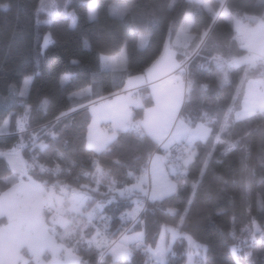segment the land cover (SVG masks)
I'll use <instances>...</instances> for the list:
<instances>
[{"label":"trees","instance_id":"16d2710c","mask_svg":"<svg viewBox=\"0 0 264 264\" xmlns=\"http://www.w3.org/2000/svg\"><path fill=\"white\" fill-rule=\"evenodd\" d=\"M207 1L213 9L220 10L221 0ZM39 2L0 0V151H8L22 142L20 153L27 164L30 155H34L48 167L54 162L60 165L61 171L56 176L30 166L28 173L34 178L41 182L46 180L49 185L57 179L74 188L87 185L86 190L92 197L88 208L96 202H104L103 210L89 227L84 228L82 242L75 245L74 239L69 241L70 246L76 247V253L88 264H113L110 255L98 257L95 245L91 251H85L87 241L97 230L110 241L127 232H143L145 243L153 247L163 228L178 227L196 243L207 246L203 255L205 264H235L233 244L240 249L237 255L241 264L263 263L260 233H255L253 243L250 232L256 226L264 229V208L260 207V202L264 201V119L259 116L248 121L234 119L227 124L228 130L220 133L224 116L234 100L237 106L240 104L244 82L259 74V69H249L246 75L244 66L232 68L227 72V82L221 85L222 73L212 57L222 56L227 60L244 51L234 39V25L222 16L217 17L213 39L202 45L197 54L190 55L186 62V84L191 80L194 87L191 102L183 106V115L191 116L193 124H208L207 119H201L203 113H207L212 120L208 126L213 130L207 142L196 143V155L187 166L186 176L177 178L170 174L173 180L179 179L187 187L181 189L182 195L163 201L143 199V210L133 221L125 214L132 209L135 194L121 197L119 190L130 187L135 179L128 173L131 171L133 176H139L148 163L149 149L152 153L161 150L160 146L151 137L140 139L129 130L118 132L110 151L94 153L86 149L85 134L91 117L87 104L119 91L128 76L150 66L160 56L165 41L183 23L184 14H191L194 25L189 31L193 33V40L187 49H176L177 60L183 61V53L192 52L198 43L195 37L204 31L205 23H212L211 14L206 8L190 4L189 0H95L96 17L89 19L88 0H69L63 11H58L46 22L45 14L37 11ZM223 2L238 10L241 17L264 12L258 0ZM121 6L127 7L131 15L120 16ZM146 11L154 12L152 23L139 22ZM47 31L51 40L42 47ZM141 33L149 37L144 47H140ZM101 53L114 54L117 67H101ZM25 77L31 78L26 87ZM203 85L208 87L205 89ZM86 86L91 90L87 95H74L76 90ZM21 91L25 95L21 96ZM141 91L142 105L131 107L133 122L140 121L143 109L152 103L148 87L143 86ZM44 100L46 104L42 103ZM18 120L23 122V131L17 127ZM245 132L249 133L245 140L247 151L233 149L223 155V144L216 143L215 136L219 133L221 139H236ZM41 144L48 147L42 149ZM213 148L209 168L201 177L203 158ZM93 160L109 173L99 185L91 175L95 171ZM217 160L224 163H217ZM11 175L7 160L0 157V191L11 184L5 179ZM113 180L117 190L108 193ZM193 182L197 184L194 193ZM97 188L98 191H93ZM189 197L191 205L187 204ZM108 200L112 202L107 203ZM169 208L179 215L169 213ZM181 215H185L183 224ZM4 220L0 217V223ZM165 234L169 237L168 232ZM169 244L176 253L169 256L170 264H181L190 247L188 240L178 236ZM130 246L133 247L131 260L122 258L115 264H146L148 256ZM251 248L255 256L247 259L243 254Z\"/></svg>","mask_w":264,"mask_h":264},{"label":"snow or ice","instance_id":"6c2138e0","mask_svg":"<svg viewBox=\"0 0 264 264\" xmlns=\"http://www.w3.org/2000/svg\"><path fill=\"white\" fill-rule=\"evenodd\" d=\"M189 3L206 8L211 14L210 20L212 23H205L204 31L195 37L198 43L195 44L192 52L185 51L183 53V61H177L175 49H187L189 42L193 40V36L189 33V29L194 25L193 15L184 14L180 31L176 33V41L174 43L169 41L164 45L163 54L157 63L163 62L170 71L175 70L178 73L171 79L172 87L169 93L163 100L157 96L158 108L146 114L145 119L142 121L133 122L127 107L118 109L111 116L114 121L111 134H106L102 137L93 131L96 123V113L95 109H93V121L92 125L88 127L86 149L92 150L94 153L110 151V145L115 140L118 132L131 130L140 139L151 137L157 145L164 148L166 153H170L171 146L176 144L177 151L180 154L170 161L171 172L177 178L186 176L187 166L196 155V143L198 141L207 142L213 130L208 126V124L212 123V120L207 117V113H203L201 119H207L208 124H193L191 116L186 117L183 115V106L191 102L194 87L191 80L185 84L183 77L186 68L184 63L190 55L197 54L202 45H206L208 41L213 39L212 33L215 31V20L220 16L235 26L237 35L234 39L239 40L241 47L246 49L245 55L232 56L227 60L222 56L212 57L217 70L222 73L219 77L221 85L227 82V72L232 68L244 66L246 75L249 69H259L260 73L258 79L247 81L248 86L243 93L242 103L237 106L234 100L233 106L228 109V112L235 113L236 121H248L257 116L264 119V13L260 15L245 14L241 17L238 10L231 9V6L225 4L223 0H221L219 5V11L207 4L206 0H189ZM258 3L264 8V0H258ZM3 7L7 8L8 6L4 5ZM96 7L95 0H90L88 5L89 19H95ZM135 7L140 6L136 5ZM169 7H172V5H169ZM48 8L49 5L45 3V0H40V7L37 11L47 10ZM119 15L126 17L131 15V12L127 7L121 6ZM48 16L51 18L53 12L48 11ZM154 20V12L146 11L139 22L144 23L147 21L152 23ZM244 21H247V23ZM136 22L135 17H133V23ZM148 38V34L141 33L140 47L145 46ZM49 41L50 36H46L44 40L45 46ZM102 60H104L106 66L114 69L117 67L114 58L102 57ZM73 63H77V61H73ZM122 65L123 57L121 58ZM30 79V77H25V87L29 84ZM63 79H67V77ZM207 87L208 85H203V88L206 89ZM90 91V89H84L79 93H74V95L85 96ZM153 91L154 93L156 92L155 89ZM20 95L23 96L25 93L21 91ZM42 103L46 104L47 100ZM129 103L140 106L137 100H131ZM161 105L162 107H160ZM7 123L5 121V126H7ZM17 127L23 131L22 121H17ZM228 127V125L222 126L220 133L227 131ZM248 135L249 133L245 132L236 139L224 140L221 139V135L218 133L215 136V141L223 144L222 154L225 156L233 149H240L243 153L247 151L245 140ZM166 137L167 140L165 141ZM181 144L183 145L182 148L180 147ZM22 147L23 143L21 142L18 146H14L8 151H0V157H4L7 160L12 172L11 176L5 177L8 183L12 184V187L8 193L0 197V217L6 216L8 221L5 227L0 228V264H32L33 260H35V264H45L46 254H51L52 257L48 264H88V261L76 254V247L70 246L69 241L74 239L75 245H79L82 242L84 228L89 227L94 217L103 210L104 202H96L89 210L88 202L92 197L86 190L87 185L74 188L57 179L49 187V182L46 180L42 182L33 180L28 173L30 166L23 161L20 155L19 149ZM40 147L44 149L48 146L41 144ZM213 151L214 148L208 151L203 158V168L200 170L201 177L204 176L205 171L209 168ZM165 159L167 157L153 156L149 149L148 163L151 164L150 190L144 187L149 174V169L145 165L142 174L139 176H133L131 171L128 173L129 177L135 179V183L130 187L121 188L119 195L124 197L139 190L144 197L154 202L163 201L167 197L182 195L181 189L186 188L187 185L181 184L179 179H169L168 173L164 171ZM216 162L224 163L223 160H217ZM92 163L95 171L91 175L94 177L96 184L99 185L105 177L109 176V173L105 172L96 160H93ZM36 166L39 167L41 173H51L53 176H56L61 171L59 164L54 168H46L43 164H33L31 167ZM251 174L252 171L249 170V175ZM84 175H90V173L84 172ZM196 187L197 184L193 182L191 185L193 193ZM57 188L59 194H57ZM116 190L115 181L113 180L109 183L108 193H113ZM93 191H98V188L93 189ZM111 202V200L107 201V203ZM135 203V209L125 214L133 221L138 219L140 212L143 210V202L140 199H137ZM191 203L192 199L189 197L187 204L191 205ZM260 207L264 208V201L260 202ZM168 211L179 215L175 209L169 208ZM184 212L186 215L187 209ZM185 215L180 216L181 224L184 222ZM85 216L87 219H82ZM252 223L255 225V221ZM166 232L171 234L173 241L178 236L188 240L190 246L187 253L188 264H205V259L200 254L201 252L206 254L207 246L196 243L190 235L183 233L178 227H166L160 233V240L155 244L154 248L145 243L143 232H133L132 235H123L119 241H110L107 236L102 235L97 230L96 235L87 241L88 247L85 251H91L92 246L95 245L98 257L103 258L110 255L113 264H115L116 261L122 258L131 260L133 247L130 245H132L135 249L142 250L148 256L146 264H170L169 256H175L176 253L165 240ZM256 232L260 233L259 241L264 246V229L256 226L254 231L250 232V238L253 243L256 241ZM231 251L235 264H241V259L237 255L240 249L233 245ZM194 255L200 256V259L194 261ZM252 255L251 251L244 253L245 257H251ZM25 256H28V259H25ZM261 256L264 257V247H262Z\"/></svg>","mask_w":264,"mask_h":264},{"label":"crops","instance_id":"0c3cea01","mask_svg":"<svg viewBox=\"0 0 264 264\" xmlns=\"http://www.w3.org/2000/svg\"><path fill=\"white\" fill-rule=\"evenodd\" d=\"M206 2H207V0H206ZM244 22L247 23V21H244ZM181 24H182V22H181ZM181 24L175 30V32L173 33L171 38L165 41L164 45L166 43H168L169 41H171L173 43L176 41V33L180 31ZM234 28H235V26H234ZM189 33L193 36L192 32L189 31ZM236 42L241 47L240 41L236 40ZM164 45H163V49H162V52H161L160 56L150 66H148L143 72L128 76L125 79V81H124L123 87L119 91H117V92H115L113 94L101 97V98H99L97 100L91 101V102H89L87 104V107L89 109L91 117H90V121L88 123L87 131H86V134H85V143H86V138H87L88 127H89V125H92V121H93V109H95V113H96V123H95V125L93 127V131L97 135L102 137L103 135H106V134L110 135L111 134V130H112L113 123H114V121L111 119V116L113 114H115V112L118 109H120L122 107H127V110L131 113V107L132 106H136L137 107L136 104H130L129 103V101H131V100H137V101H139V105L140 106L142 105V101H141L142 91H141V88L143 86H147L148 87L149 93H150L151 98H152V103L149 106H146L143 109V114H142V117H141L140 121L144 120L146 114H148L151 110L158 108L157 96H159L161 98V100H163V98L171 90L172 85H171L170 82H171L172 77L174 75L178 74L175 70L170 71L168 69V67L163 62H160L159 64L157 63L158 61H160V58H161V56L163 54ZM241 48H243V47H241ZM180 49H184V48H180ZM245 54H246V49H244V51L241 54L236 55V56L245 55ZM102 57L114 58L115 61H116L115 55L114 54H104V53L100 54L101 67L114 69L112 67L106 66L104 60H102ZM259 76H260V73L257 76H252V77L246 79V81L244 82L243 93L247 90V86H248L247 85V81L248 80L258 79ZM137 78H147V79L138 80ZM183 78H184V81H185V84H186L185 77H183ZM84 89H89V87L86 86L84 88L76 90L74 93H79V92H81ZM153 89L156 90L155 93H154ZM242 100H243V94H242L240 103H242ZM160 107H162V105ZM166 140H167V137L165 138V141ZM180 147L182 148L183 145L181 144ZM160 149L161 150L152 152V155L153 156H160L162 158H166L167 157V159H165V163H164V171L166 173H168L169 179H172L171 176H170V174L172 173L171 172L170 161L173 158H175L176 155L180 154L177 151V145L173 144L171 146L170 153H166L164 148L161 147V146H160ZM172 154L174 155V157L171 156ZM147 167L149 169V174L147 176V180H146V183H145L144 187L150 190V188H151V164L147 163ZM10 170H11V168H10ZM32 178H33V180H36L37 182H41L40 180H37L33 176H32ZM134 183H135V181L132 184H134ZM48 186L50 187L51 185H48ZM57 191H58V188H57ZM131 194H135V197H134L135 201L137 199H140L142 201L143 199L146 198V197L143 196L142 193L139 192V190H136V191H134ZM147 199H149V198H147ZM7 223H8V221H7V217H6L5 220L0 223V228L5 227L7 225ZM123 235H132V233L127 232V233H124ZM123 235H121L118 238V240H116V241H119Z\"/></svg>","mask_w":264,"mask_h":264},{"label":"rangeland","instance_id":"374dc122","mask_svg":"<svg viewBox=\"0 0 264 264\" xmlns=\"http://www.w3.org/2000/svg\"><path fill=\"white\" fill-rule=\"evenodd\" d=\"M68 2H69V0H45V3L46 4H48L49 5V8L47 9V10H41V12L43 13V14H45V21L46 22H48V21H50V19L53 17H49L48 16V11H51V12H53V15H55L58 11H63V9H65V7H66V5H68ZM89 3H90V0H88V5H89ZM207 3H208V1H207ZM39 7H40V2H39ZM38 7V8H39ZM68 14H70V13H68ZM46 36H50V34H49V32L47 31L45 34H44V36H43V40H42V47H44L45 46V43H44V40H45V37ZM50 40H51V37H50ZM139 42H140V36H139ZM235 119V113L234 112H232V113H229L228 111H227V113L225 114V116H224V119H223V121H222V126H224V125H227V124H229V122H231L232 120H234ZM23 123V122H22ZM198 123H201V122H198ZM20 155H21V153H20ZM22 157V156H21ZM11 187H12V184H10L9 186H8V188H6V189H4L3 191H1L0 192V197H3L4 196V194L5 193H8L9 192V190L11 189ZM57 194H59V192L57 191ZM135 207H136V203L134 202V205H133V207H132V209L129 211V212H131L133 209H135ZM91 208H89V210H90ZM4 218H6V216H3ZM82 219H84V220H86L87 218H86V216L85 217H82ZM49 220H50V217H49ZM169 228V227H168ZM171 228V227H170ZM164 230V228L160 231V233L162 232ZM62 231V230H61ZM160 233H159V236H158V238H157V241H156V243L157 242H159V240H160ZM117 240H118V238H117ZM165 240H166V242L167 243H170V241L172 240V237H171V234L169 233V237H167L166 236V234H165ZM113 241V240H112ZM115 241V240H114ZM155 243V244H156ZM234 245V244H233ZM232 245V246H233ZM232 246H231V248H232ZM155 247V245L153 246V248ZM193 251H195V250H193ZM246 251H251L252 252V248L251 249H249V250H246ZM188 253V252H187ZM245 253V252H244ZM77 254V253H76ZM78 255V254H77ZM200 255H204V253L203 252H201V254ZM244 255V254H243ZM255 255L253 254L251 257L253 258ZM195 257H196V259H195ZM245 257V256H244ZM245 258H249V257H245ZM25 259H28V256H25ZM51 259H52V257H51V254H46V258H45V264H48V262L49 261H51ZM198 259H200V256H196V255H194L193 256V260L194 261H196V260H198ZM246 259V261L248 262V263H250L251 262V260H247ZM32 264H35V260H33L32 261ZM181 264H188V255H186V258H185V260L181 263ZM261 264H264V262L263 263H261Z\"/></svg>","mask_w":264,"mask_h":264},{"label":"built area","instance_id":"2783aa9c","mask_svg":"<svg viewBox=\"0 0 264 264\" xmlns=\"http://www.w3.org/2000/svg\"><path fill=\"white\" fill-rule=\"evenodd\" d=\"M237 35V33H236V31L234 32V37ZM235 40H237V39H235ZM239 41V40H238ZM186 62H187V60L185 61V63H184V67L186 68ZM186 72V71H185ZM184 77H185V73H184ZM185 80H186V78H185ZM19 151H20V149H19ZM24 161V160H23ZM33 164H36V165H39V164H43L46 168H54L57 164H59V163H57V162H54L50 167H48L46 164H44V163H42V162H40V161H38V159L34 156V155H30V159H29V161H28V165L29 166H32ZM34 168H36L38 171H39V167L38 166H36V167H34ZM40 172V171H39ZM147 199V198H146ZM102 235H105L104 233H101ZM117 239H115V241H116Z\"/></svg>","mask_w":264,"mask_h":264}]
</instances>
